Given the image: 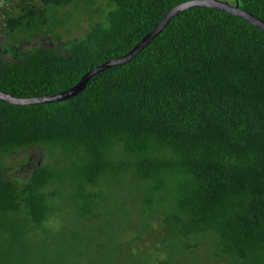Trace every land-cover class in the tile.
Instances as JSON below:
<instances>
[{
	"label": "trees",
	"instance_id": "16d2710c",
	"mask_svg": "<svg viewBox=\"0 0 264 264\" xmlns=\"http://www.w3.org/2000/svg\"><path fill=\"white\" fill-rule=\"evenodd\" d=\"M96 1L7 0L0 91H67L190 0ZM234 1L264 21V0ZM76 10L90 26L64 44L58 29ZM42 36L51 45L17 48ZM34 148L43 159L16 182L14 157ZM155 219L159 249L137 252ZM128 222L137 235L124 239ZM118 260L264 264V31L248 20L195 6L71 98H0V264Z\"/></svg>",
	"mask_w": 264,
	"mask_h": 264
},
{
	"label": "rangeland",
	"instance_id": "374dc122",
	"mask_svg": "<svg viewBox=\"0 0 264 264\" xmlns=\"http://www.w3.org/2000/svg\"><path fill=\"white\" fill-rule=\"evenodd\" d=\"M6 1L7 0H0V8L4 7L6 5ZM223 1H227L231 4H234L235 1L234 0H223ZM97 5L101 2H103V0H97ZM69 8L73 9L74 6H70ZM68 8H64L62 7L59 11L60 14L64 16V12L67 11ZM1 11V10H0ZM80 15H84V13L81 14V12L79 10L73 11V17L71 20H68V24L63 28H59L58 29V33L61 34L62 38L61 40L63 41V43L65 44L66 42H68L69 40H71L72 38H76L79 37L81 35H84L87 31L88 28L90 26L89 23V18L88 17H84V19H80ZM80 22V23H79ZM70 29L69 31H66V29ZM51 41L49 39V37L47 36H42V37H38V39H36L35 41H33V43H27L25 45L21 47L17 46L18 49H26V50H30L39 46H43V45H51L50 44ZM60 43V42H59ZM59 43H55V45L59 44ZM43 159V151L41 150V148H34V149H29L26 150L24 152L18 153L15 157H14V163H16L15 168L11 171V174L9 175V177H11L12 179H14L16 182L19 183H23L25 180H27L28 176L31 174L32 169L36 166V164ZM126 201H130L132 200V198L130 199V197H125ZM133 207H135L136 210H138V205H134ZM61 212V211H60ZM61 220H57V228L61 227V225L63 224V220H64V211L61 212ZM135 215H132V217L135 219V216L137 215V211L135 212ZM160 219H155L153 220L152 226L150 230H146V232L142 235L141 239L134 241L132 244V246H137V252H145V251H153L154 253H156L155 251L158 250V243H157V237L159 235L160 232ZM136 226L135 224L128 222L127 223V229L123 231V233H125L123 235L124 239H129L131 237H134L137 235L136 233ZM155 250V251H154ZM198 251L200 253L202 249H198ZM186 253V252H185ZM160 257H162V255H159ZM186 256V254H185ZM185 259H188L189 257H184ZM201 260L204 262L203 258L201 257ZM208 264H216L214 263L212 260H207ZM118 263L122 264V260H118ZM206 263V262H205ZM221 262L217 263L220 264Z\"/></svg>",
	"mask_w": 264,
	"mask_h": 264
},
{
	"label": "water",
	"instance_id": "95a60500",
	"mask_svg": "<svg viewBox=\"0 0 264 264\" xmlns=\"http://www.w3.org/2000/svg\"><path fill=\"white\" fill-rule=\"evenodd\" d=\"M195 6H206V7H213L220 10H223L229 14L242 17L249 22H251L253 25H256L259 27L262 31H264V21L261 19L256 18L251 13L247 12L246 10L242 9L238 3L235 5L223 1V0H190L183 3H180L173 7L166 15L163 17V19L149 32L142 41L134 47L129 53L126 55L113 59L111 61H108L104 63L103 65L92 69L90 72H88L84 77L81 79V81L72 87L71 89L55 94V95H47L43 97H33V98H19L14 97L10 94H7L3 91H0V98L4 99L10 103L18 104V105H28V104H38V103H49V102H56V101H62L68 98H71L75 95H77L79 92H81L90 78L94 76L95 74L104 71L112 66L126 63L130 61L134 56H136L147 44L154 39L161 31L167 26V24L170 22L171 18L176 15L177 13L184 11L186 9L195 7Z\"/></svg>",
	"mask_w": 264,
	"mask_h": 264
}]
</instances>
